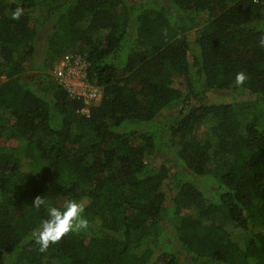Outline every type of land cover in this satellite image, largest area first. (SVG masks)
Instances as JSON below:
<instances>
[{"label": "trees", "instance_id": "1", "mask_svg": "<svg viewBox=\"0 0 264 264\" xmlns=\"http://www.w3.org/2000/svg\"><path fill=\"white\" fill-rule=\"evenodd\" d=\"M262 39L264 0H0V264H264ZM37 196L89 227L39 251Z\"/></svg>", "mask_w": 264, "mask_h": 264}, {"label": "clouds", "instance_id": "2", "mask_svg": "<svg viewBox=\"0 0 264 264\" xmlns=\"http://www.w3.org/2000/svg\"><path fill=\"white\" fill-rule=\"evenodd\" d=\"M23 14V9L17 7L13 12V18L18 19ZM264 46V39L260 41ZM245 80L243 73L236 75L237 84ZM34 208L46 209V218L42 219L39 227L32 233L35 242L39 245V251L44 252L50 244L59 241L66 233L86 230L89 221L84 216L85 206L78 200H68L62 207L48 203L43 196H37L31 204Z\"/></svg>", "mask_w": 264, "mask_h": 264}, {"label": "built area", "instance_id": "3", "mask_svg": "<svg viewBox=\"0 0 264 264\" xmlns=\"http://www.w3.org/2000/svg\"><path fill=\"white\" fill-rule=\"evenodd\" d=\"M89 63L80 55L74 53L64 54L52 70L55 78L74 95L83 99L82 112L89 113L90 107L99 102L101 91L99 87L88 81L87 69Z\"/></svg>", "mask_w": 264, "mask_h": 264}, {"label": "rangeland", "instance_id": "4", "mask_svg": "<svg viewBox=\"0 0 264 264\" xmlns=\"http://www.w3.org/2000/svg\"><path fill=\"white\" fill-rule=\"evenodd\" d=\"M129 1H134V0H129ZM140 1H141V0H140ZM100 36H101V35H100ZM188 36H189V38H190L191 44L193 45V48L195 47V49L198 50L197 47L194 46L195 31H191V32H189ZM45 52H46V51H45V44H44L43 41H41V42L38 43V47H37V54H36L37 59H41V60H42L43 55H44ZM208 125H209V124H208ZM203 130H205V129L203 128L202 131H203ZM13 144H16V143H13ZM21 156H22V153L20 152V153H19V157H21ZM221 161H222V160H219V161H218L219 164L221 163ZM219 164L216 163V165L220 168L221 166H219ZM211 183H212V182H211ZM202 184H203L206 188H208V186H210V184H209L207 181H202ZM216 218H217V217H216ZM218 218H219V217H218ZM218 218H217V219H218ZM219 219H220V218H219ZM169 232H170V231L165 232V233L163 234V237H159V238L156 239V244H157L159 247H160L161 245H163V246H167V245L174 246V244L171 245L172 242L166 240V238L169 237V235H168ZM159 239L161 240V243H162L161 245H159ZM170 246H169V247H170ZM174 249H175V248H174Z\"/></svg>", "mask_w": 264, "mask_h": 264}]
</instances>
